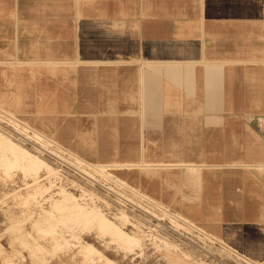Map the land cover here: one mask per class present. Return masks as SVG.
I'll list each match as a JSON object with an SVG mask.
<instances>
[{"label": "crops", "instance_id": "1", "mask_svg": "<svg viewBox=\"0 0 264 264\" xmlns=\"http://www.w3.org/2000/svg\"><path fill=\"white\" fill-rule=\"evenodd\" d=\"M0 58L64 63L59 101L87 129L63 139L84 157L206 163V208L259 200L264 220V0H0ZM102 102L111 114L93 145ZM132 176L176 207L170 185L193 179Z\"/></svg>", "mask_w": 264, "mask_h": 264}, {"label": "rangeland", "instance_id": "2", "mask_svg": "<svg viewBox=\"0 0 264 264\" xmlns=\"http://www.w3.org/2000/svg\"><path fill=\"white\" fill-rule=\"evenodd\" d=\"M63 66L61 61L28 62L0 58V131L48 163L37 174L30 175L23 173L21 169L5 170L0 166V264L264 263V220L260 209L258 210L259 200H243L241 208L239 200L235 205L230 203V199L209 200L210 204L206 208L207 203L200 196L202 181L199 176L191 180L183 178L180 187L170 185L173 190L177 188L178 194L183 195L176 207L144 190L142 184L133 180L132 174L136 177L142 174L159 176L161 172L179 170L185 177V173L191 171L188 167H167L160 162L151 164L141 151H138L139 158L131 162L122 159L94 161L68 146L64 142V135L70 132L76 134L87 128L85 122L80 127L77 123L79 119L72 117L79 115V112H64V106L59 101L58 91H61V87L57 85ZM29 74L30 77L27 78ZM77 106L78 101L75 103V110ZM109 107L111 104L102 102V117L90 120L92 124H87L93 131L89 135L93 145L100 139L98 132L102 129L101 126L108 121L103 117L111 114ZM69 119L76 122L68 126L66 122ZM38 134L43 137L40 138ZM122 145L125 146L126 143ZM123 163L137 165L126 167L121 165ZM204 166L200 172L207 167ZM99 168H107L104 173H100L106 183L114 178V181L123 182L151 199L153 206L144 204L136 197H125L139 210L148 213L144 218L150 222L132 216L115 204L113 208L105 202L102 194L92 188L93 182L87 179V176L93 175ZM223 169L220 168L221 172ZM230 186L238 191L237 182H231ZM67 197H74L82 207L65 210L62 214L50 209L56 202L70 205L71 201H65ZM206 209L213 213H207ZM44 210L51 213L53 211L52 214L57 219V224L53 226L55 229L52 227L51 232L42 231L47 223L45 215L43 216ZM93 211L96 214L101 213L114 225L117 232L113 235L100 228ZM86 214L88 217L85 219ZM40 216L43 219L37 225H41V230L40 227H34V222ZM161 220L172 225L178 234L170 236L165 231H158L155 225ZM151 223L154 228L153 235L148 236L144 225ZM119 234L122 238H119ZM56 238L60 239L59 243L55 241ZM125 239L131 244L128 245ZM87 244L100 252L89 255L85 261L84 257L88 255L83 251ZM108 259L112 262H108Z\"/></svg>", "mask_w": 264, "mask_h": 264}, {"label": "bare ground", "instance_id": "3", "mask_svg": "<svg viewBox=\"0 0 264 264\" xmlns=\"http://www.w3.org/2000/svg\"><path fill=\"white\" fill-rule=\"evenodd\" d=\"M200 59V58H199ZM199 61V60H198ZM204 61V60H203ZM208 61V60H207ZM213 61V60H212ZM215 61V60H214ZM217 61V60H216ZM223 61V60H222ZM220 62V61H219ZM36 63V62H35ZM188 63V62H187ZM190 63V62H189ZM202 63V62H201ZM208 63V62H207ZM206 63V64H207ZM4 64V63H3ZM20 64V63H19ZM25 64V63H24ZM29 64V63H28ZM34 64V63H33ZM38 64V63H37ZM43 64V63H42ZM193 64V63H192ZM1 72V71H0ZM2 73V72H1ZM142 75V74H141ZM8 129V128H7ZM193 132V131H192ZM39 136V134H38ZM40 138L43 136H39ZM37 141V140H36ZM194 142V141H193ZM69 144V143H68ZM69 146V145H68ZM192 147V146H191ZM91 151V150H90ZM96 151V150H94ZM47 153V152H46ZM187 160V159H186ZM191 161V160H190ZM126 162V161H125ZM129 162V161H127ZM141 162V161H140ZM144 163V162H142ZM146 164V163H145ZM144 164V166H145ZM149 164V163H148ZM152 164V163H151ZM158 164V163H157ZM163 164V163H162ZM115 165H120V164H115ZM122 166H126V167H132V166H136L137 164H133V163H123L121 164ZM159 165V164H158ZM157 165V167H158ZM167 167H171V166H179V165H183L188 167L189 169H191L190 173H191V177L192 178H197L198 177V173L200 172L199 170L201 169L202 166H198L194 163H186V162H181V163H167L164 164ZM163 165V166H164ZM0 166L3 167V169L7 170V169H12V168H17V169H21L23 173L25 174H37L42 167L44 166H48V163H46L43 159H41L40 157L34 155L33 153H31L28 149H26L25 147L21 146L20 144L15 143L10 137H8L6 134H4L3 132L0 131ZM150 166V165H149ZM206 166V165H205ZM204 166V167H205ZM246 167L248 165H245ZM250 166V165H249ZM252 166V165H251ZM257 166V165H256ZM262 166V165H261ZM0 167V168H1ZM125 167V168H126ZM148 167V166H147ZM154 167V165H153ZM162 167V166H161ZM254 167V166H253ZM49 168V167H48ZM151 168V167H150ZM156 168V167H155ZM159 168V167H158ZM176 168V167H175ZM121 170V169H120ZM200 174V173H199ZM105 176V175H104ZM195 180V179H194ZM193 181V180H192ZM47 192V191H46ZM39 196V195H38ZM37 197V196H36ZM30 199V198H29ZM28 199V202H29ZM65 200V199H64ZM65 201H71L70 205H66L64 203H54L50 206L51 210H54L55 212L62 214V212H64L65 210H70L72 208H81L82 206L76 201V199L74 197H67V200ZM24 202V201H23ZM22 202V203H23ZM102 205V204H101ZM158 207V206H157ZM92 210V209H91ZM95 211V210H94ZM93 211V213H94ZM166 211V210H165ZM69 212V211H68ZM99 212V211H98ZM53 213V211H52ZM49 210H44L43 211V216L45 215V218L47 220L46 223V228L43 229V232H51L52 231V227L55 226L57 224V219L56 216L54 214H52ZM79 213V212H78ZM82 213V212H80ZM89 214H91L89 212ZM95 217L94 219H96L97 224L99 225L100 228H103L105 231H109L110 233H112L114 235V233L117 232V229L114 227V225H112V223L110 224L109 221H107V219L101 214V213H94ZM71 214H69L70 216ZM171 215V214H170ZM42 216V215H41ZM39 217L38 219H36V221L34 222V227H40L41 230V225L38 226L37 224H39L38 222H40L42 217ZM83 217V216H82ZM86 217H88V214L84 215V218L86 219ZM90 217V216H89ZM93 217V216H92ZM43 219V218H42ZM76 219V218H75ZM84 219V220H85ZM93 219V218H92ZM68 220V219H67ZM70 220V218H69ZM68 220V221H69ZM95 221V220H94ZM25 222V221H24ZM46 222V221H45ZM56 223V224H55ZM60 223V222H59ZM64 223V222H62ZM88 223V222H87ZM86 223V224H87ZM41 224V222H40ZM65 224V223H64ZM20 225L22 226L21 222ZM16 226V225H15ZM116 226V225H115ZM98 227V228H99ZM20 228V227H18ZM17 228V230H19ZM54 228V227H53ZM99 228V229H100ZM55 229V228H54ZM53 229V230H54ZM16 230V231H17ZM22 230V229H20ZM24 230V229H23ZM115 230V231H114ZM99 231V230H98ZM122 231V230H121ZM18 232V231H17ZM32 231H30L31 233ZM101 232V231H100ZM33 233V232H32ZM122 233V232H121ZM121 236V234H119ZM118 235V236H119ZM20 236V235H19ZM29 236V235H28ZM124 236V235H123ZM129 236V235H128ZM60 237V236H59ZM119 238H122L119 237ZM130 238V237H129ZM15 239V238H14ZM21 240V238H18ZM23 239V237H22ZM131 239V238H130ZM33 240V239H32ZM59 238H56L55 241H57L59 243ZM113 240V239H112ZM15 241V240H14ZM126 241V239H125ZM128 241V240H127ZM126 241V242H127ZM131 241V240H130ZM129 241V242H130ZM12 242V241H11ZM10 242V243H11ZM122 242V241H121ZM134 242V240H133ZM136 242V241H135ZM138 242V241H137ZM16 243V242H15ZM128 243V242H127ZM13 244V242H12ZM131 244V243H130ZM128 243V245H130ZM124 245V244H123ZM40 246V245H39ZM132 246V245H131ZM12 247V246H11ZM87 247V249H86ZM83 251L84 254H87L88 256L85 255L84 259L85 261L88 259L89 255L91 256V254L93 253H99L100 251H98L95 247H93L90 244H87ZM88 247H90V249L88 250ZM129 247V246H128ZM13 248V247H12ZM131 249V248H130ZM43 250V249H41ZM1 253V252H0ZM3 253V252H2ZM89 253V254H88ZM3 256V255H2ZM91 260H93L91 258ZM8 261V260H7ZM12 261V260H11ZM108 262H112V260H107ZM106 261V262H107ZM11 264H13L11 262ZM82 264V263H81ZM264 264V263H263Z\"/></svg>", "mask_w": 264, "mask_h": 264}, {"label": "built area", "instance_id": "4", "mask_svg": "<svg viewBox=\"0 0 264 264\" xmlns=\"http://www.w3.org/2000/svg\"><path fill=\"white\" fill-rule=\"evenodd\" d=\"M104 170H107V168L105 169L99 168L96 170L97 174L94 173L93 175L87 176V179H90L93 182L91 185L92 188L95 191L102 194L103 198L105 199V202H107L109 206H112L114 208V204H115L120 209L125 210L127 213L131 214L132 216L134 215L138 218L150 222L148 219L144 218L148 213L146 214V212L139 210L133 203L129 202V200H127L126 198L129 199L130 196L136 197L140 199L144 204H148V206L151 205L153 206L154 204L151 201V199L146 197L144 194L137 192L133 187L130 188L128 185H125L123 182L114 181V178H112L113 180L111 179L110 183H106L105 182L106 180H102V175L100 174V173H104ZM97 175L100 177L99 178L96 177ZM80 176L83 177L82 174ZM137 211H139L140 213H137ZM141 214H144V216L141 217ZM152 225H153L152 223L150 225L147 224L144 225L145 230L148 233V236L153 235L154 228L151 227ZM155 226H156L155 228H157L158 231H165L170 236L178 234L176 229L172 228V225L166 224L163 220H161Z\"/></svg>", "mask_w": 264, "mask_h": 264}]
</instances>
